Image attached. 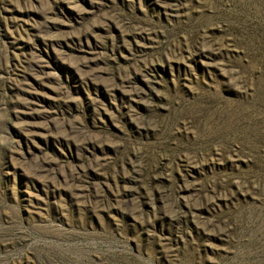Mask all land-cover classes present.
<instances>
[{
  "label": "rangeland",
  "instance_id": "374dc122",
  "mask_svg": "<svg viewBox=\"0 0 264 264\" xmlns=\"http://www.w3.org/2000/svg\"><path fill=\"white\" fill-rule=\"evenodd\" d=\"M0 264H264V0H0Z\"/></svg>",
  "mask_w": 264,
  "mask_h": 264
}]
</instances>
